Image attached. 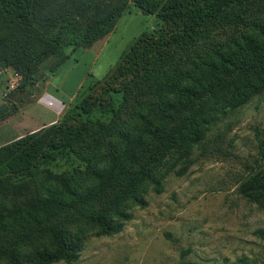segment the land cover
Masks as SVG:
<instances>
[{
    "label": "trees",
    "instance_id": "trees-1",
    "mask_svg": "<svg viewBox=\"0 0 264 264\" xmlns=\"http://www.w3.org/2000/svg\"><path fill=\"white\" fill-rule=\"evenodd\" d=\"M130 3L171 31L142 33L56 122L0 145V195L35 191L24 204L0 201L2 264L75 262L84 238L70 235L63 220L76 217L98 235L119 232L129 218L121 205L145 204L136 195L145 181L162 191L155 173L169 152L180 153L183 173L210 123L264 92V0H0V69L26 88L48 57L59 58L54 71L66 47L85 49L107 36ZM3 110L0 122L17 107ZM259 145L261 164L239 192L264 206V140ZM68 154L83 165L53 172ZM9 231L15 237L4 239ZM38 231L47 244L22 252ZM256 232L264 239V229Z\"/></svg>",
    "mask_w": 264,
    "mask_h": 264
},
{
    "label": "rangeland",
    "instance_id": "rangeland-1",
    "mask_svg": "<svg viewBox=\"0 0 264 264\" xmlns=\"http://www.w3.org/2000/svg\"><path fill=\"white\" fill-rule=\"evenodd\" d=\"M161 28L171 31L157 16L142 13L130 3L107 36L85 49L66 47L68 57L54 71L59 58L48 57L26 88H19L20 78L11 69H0V108L5 110L10 103L17 107L0 122V145L56 122L91 81L108 72L135 38ZM177 54L183 56L184 52L177 50ZM221 114L210 123L202 144L193 148V161L183 173H178L180 153L169 152L155 173L162 191L157 192L147 180L136 193L145 204L128 198L121 205L129 218L119 232L98 235L90 223L76 217L63 220L70 235H83L84 247L75 262L54 264H264V239L256 232L264 229V206L239 192L242 180L261 164L264 92ZM77 165L83 164L68 154L50 167L59 173ZM30 189L19 199L7 192L0 195V201L9 205L17 199L24 204L35 194ZM43 234L35 232L33 239L23 241L21 251L46 245ZM13 237L9 231L3 238Z\"/></svg>",
    "mask_w": 264,
    "mask_h": 264
},
{
    "label": "crops",
    "instance_id": "crops-1",
    "mask_svg": "<svg viewBox=\"0 0 264 264\" xmlns=\"http://www.w3.org/2000/svg\"><path fill=\"white\" fill-rule=\"evenodd\" d=\"M51 96V95H50ZM52 97V96H51ZM54 98V97H53ZM55 99V98H54ZM56 100V99H55ZM59 104H62V106L64 107L65 105L63 104V103H61V102H59L58 100H56ZM49 107H50V105L49 104H47ZM57 111H59V109L57 110ZM60 112H61V110H60Z\"/></svg>",
    "mask_w": 264,
    "mask_h": 264
}]
</instances>
